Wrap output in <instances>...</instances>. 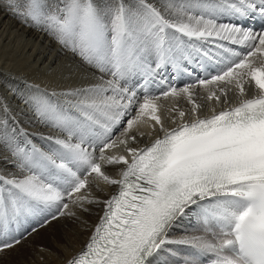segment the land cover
<instances>
[{"label":"snow or ice","instance_id":"obj_1","mask_svg":"<svg viewBox=\"0 0 264 264\" xmlns=\"http://www.w3.org/2000/svg\"><path fill=\"white\" fill-rule=\"evenodd\" d=\"M5 6L46 29L99 76L65 93L67 107L39 91L27 101L62 134L46 150L32 143L0 102V148L10 154L5 159L13 169L0 171V236H10L21 217L75 216L67 212L69 202L83 211L85 203H103L86 250L68 264H168L161 257L171 243L192 249L182 264H264V0H65L54 12L46 0H5ZM249 19L259 20L262 29L245 27ZM213 44L230 55L218 74L198 84L234 83L241 97L235 106L222 86L209 90L207 100L228 107L201 115L205 106L193 100L191 85L171 87L161 96L185 94L192 108L176 109L180 123L173 118L174 126L166 127L155 102L160 97L145 93L138 100L122 84L130 75L150 76L179 60H212ZM245 77L254 82L253 98H244ZM133 110L136 115L113 140L112 128ZM144 117L159 126L156 138L149 146L129 147L121 137L135 143L129 133ZM120 144L126 154H107ZM102 165L122 166L120 178H111ZM90 177L119 190L102 202L90 199ZM192 213L201 218L205 235L172 240L178 222ZM14 243L15 236L0 240V251Z\"/></svg>","mask_w":264,"mask_h":264},{"label":"bare ground","instance_id":"obj_2","mask_svg":"<svg viewBox=\"0 0 264 264\" xmlns=\"http://www.w3.org/2000/svg\"><path fill=\"white\" fill-rule=\"evenodd\" d=\"M105 2L107 0H100L101 4ZM46 3L50 6V11L54 12L58 7H63L65 0H46ZM226 18L221 17L220 19L226 23ZM217 43L223 44L224 48L241 47L245 49V46L234 45L230 41H217ZM209 47L217 52L223 50V48L217 49L214 44ZM148 65L154 68V57H149ZM160 70L156 71L153 76L158 77ZM98 76L99 73L95 69L82 64L78 56L63 47L46 29L33 26L31 21L26 22L23 18L14 15L5 6V0H0V102L7 104L11 115L19 122L17 127L29 134V139L37 148L46 150L47 146L62 134L55 127L46 125L27 101L39 91L50 97L54 104L67 107L70 98L65 93L92 85L97 81ZM143 78L144 75H130L126 77V81H122V84L130 90H135L133 85H138L139 79ZM244 79V98L256 96L257 90L254 82H249L248 77ZM131 82L134 83L131 84ZM222 86L227 91L230 104L232 106L238 104L241 97L234 83L232 85L212 84L203 87L199 84L192 85L193 100L205 106L200 110L201 115H210L209 109L212 107H215L217 111L228 107L215 100H207L209 90L218 92ZM135 91L137 99L142 100L141 92ZM224 98L222 95L221 99ZM156 104L158 114L166 127L174 126L173 118L177 124L180 123L176 109L189 113L192 108L185 94L170 96L169 99L161 97L156 100ZM2 115L3 113L0 112V116ZM135 115L134 110L130 111L112 128L111 138L113 140L120 137L126 127L125 122ZM145 120L148 118L144 117L129 133V136L137 137L135 143L129 137H121L128 140L129 147H142L156 138V129L159 126L153 127L154 122L146 123ZM107 154H126L125 145L120 144L118 147L109 149ZM5 157L11 158L6 150L0 148V171H12V165L7 163ZM121 170L122 166L102 165V171L113 179L120 178ZM118 188V185H110L99 178L90 177L88 189L85 191L90 199L102 202L115 195ZM83 208L87 211L69 202L67 212H74L75 216L65 214L51 219L50 215L45 212L27 218L21 217L11 227V237L15 236L20 241L12 248L0 251V264H68L70 260L86 250L104 214L103 203H85ZM192 221L191 223L189 216L180 220L171 234V239L179 240L185 235H205L201 227V218L196 213H192ZM17 226L19 234L15 233ZM165 248L166 252L161 259H167L168 264H176L177 261L182 264L183 260L188 258L187 254L192 251L189 246L177 243L168 244ZM167 250H170L171 254Z\"/></svg>","mask_w":264,"mask_h":264},{"label":"rangeland","instance_id":"obj_3","mask_svg":"<svg viewBox=\"0 0 264 264\" xmlns=\"http://www.w3.org/2000/svg\"><path fill=\"white\" fill-rule=\"evenodd\" d=\"M189 217H191V223H192V222H193V221H192V214H191ZM193 225H194V224H193ZM193 225H192V226H193ZM19 241H20V240H19ZM14 244H15V243H14Z\"/></svg>","mask_w":264,"mask_h":264}]
</instances>
